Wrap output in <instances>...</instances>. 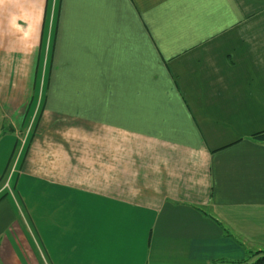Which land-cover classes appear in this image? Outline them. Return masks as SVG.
Instances as JSON below:
<instances>
[{
    "label": "crops",
    "instance_id": "crops-1",
    "mask_svg": "<svg viewBox=\"0 0 264 264\" xmlns=\"http://www.w3.org/2000/svg\"><path fill=\"white\" fill-rule=\"evenodd\" d=\"M259 134L264 0H0V264H252Z\"/></svg>",
    "mask_w": 264,
    "mask_h": 264
},
{
    "label": "rangeland",
    "instance_id": "rangeland-1",
    "mask_svg": "<svg viewBox=\"0 0 264 264\" xmlns=\"http://www.w3.org/2000/svg\"><path fill=\"white\" fill-rule=\"evenodd\" d=\"M23 150V148H22ZM17 158L14 160V163L12 165V167L9 169V171L5 174V176L3 177V180L1 178V184L0 187H3V184L6 185L7 183H9L10 187H13V183L15 182V165L17 164ZM8 187V191L10 192V190L12 188Z\"/></svg>",
    "mask_w": 264,
    "mask_h": 264
},
{
    "label": "trees",
    "instance_id": "trees-1",
    "mask_svg": "<svg viewBox=\"0 0 264 264\" xmlns=\"http://www.w3.org/2000/svg\"><path fill=\"white\" fill-rule=\"evenodd\" d=\"M256 137L264 139V134H259ZM243 264H248V262H245ZM252 264H264V254H260V257L255 262H253Z\"/></svg>",
    "mask_w": 264,
    "mask_h": 264
},
{
    "label": "built area",
    "instance_id": "built-area-1",
    "mask_svg": "<svg viewBox=\"0 0 264 264\" xmlns=\"http://www.w3.org/2000/svg\"><path fill=\"white\" fill-rule=\"evenodd\" d=\"M8 187H10L9 183H7V184L5 185V188H8Z\"/></svg>",
    "mask_w": 264,
    "mask_h": 264
}]
</instances>
